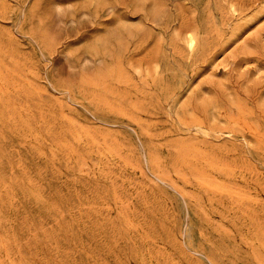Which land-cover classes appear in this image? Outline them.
I'll use <instances>...</instances> for the list:
<instances>
[{"label":"rangeland","instance_id":"1","mask_svg":"<svg viewBox=\"0 0 264 264\" xmlns=\"http://www.w3.org/2000/svg\"><path fill=\"white\" fill-rule=\"evenodd\" d=\"M0 264H264V0H0Z\"/></svg>","mask_w":264,"mask_h":264}]
</instances>
